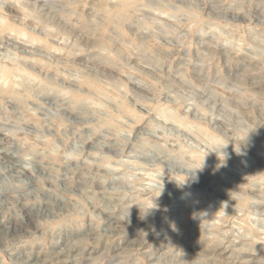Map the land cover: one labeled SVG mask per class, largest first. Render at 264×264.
Listing matches in <instances>:
<instances>
[{"label": "rangeland", "instance_id": "374dc122", "mask_svg": "<svg viewBox=\"0 0 264 264\" xmlns=\"http://www.w3.org/2000/svg\"><path fill=\"white\" fill-rule=\"evenodd\" d=\"M1 150L0 264H264V0H0Z\"/></svg>", "mask_w": 264, "mask_h": 264}, {"label": "bare ground", "instance_id": "6f19581e", "mask_svg": "<svg viewBox=\"0 0 264 264\" xmlns=\"http://www.w3.org/2000/svg\"><path fill=\"white\" fill-rule=\"evenodd\" d=\"M13 93V92H12ZM214 104V103H213ZM223 104V103H222ZM228 120V119H227ZM24 132V131H23ZM2 133V132H1ZM0 154H2L3 155V157L4 158H6L5 160H7L8 162H9V166H6V168L8 167V169L10 170L9 172H12L13 170H15V174H11L10 175V178H16V179H18V181L17 182H26V181H28V185H33V184H31V181H32V179H33V176H34V174H33V172L31 173L30 171H28L29 170V168H28V166H26V167H20L19 165H17V164H14V165H10V164H13V158L12 157H14V153H12V152H9L8 150H6V151H3V150H1L0 151ZM17 155V154H16ZM0 157H2L1 155H0ZM12 158V159H11ZM18 158V157H17ZM11 159V160H10ZM15 159V158H14ZM14 162H15V160H14ZM20 163V162H19ZM33 168V167H32ZM37 170V169H36ZM32 171H34V169L32 170ZM39 172V171H38ZM4 173V172H3ZM37 173V172H36ZM0 174H2V173H0ZM6 175V174H5ZM36 175V174H35ZM2 178V177H1ZM5 180H3V181H1V183L2 184H5L6 183V181H7V178L5 177L4 178ZM1 186V185H0ZM28 187V186H27ZM31 187V186H30ZM76 193V192H75ZM49 196H50V194H48ZM127 197V196H126ZM108 199V198H107ZM8 200V199H7ZM45 200V199H44ZM50 200H52V199H50ZM52 203H54V205L56 206V210H58V211H64V202L62 201V200H59V198H58V200L56 199V200H53L52 201ZM53 205V204H52ZM41 207H42V205H41ZM68 209V208H67ZM42 212H46L47 214H49V213H51V208H48V207H43V210H42ZM39 213V212H38ZM30 213H28V215H29ZM31 214H34V213H31ZM59 214V213H58ZM33 216V215H32ZM36 216H37V214H36ZM72 217V216H71ZM36 218V217H35ZM43 219H44V217H43ZM26 220H28V219H26ZM109 220V219H108ZM28 222V221H27ZM106 222H109V221H106ZM32 223V222H31ZM4 224V223H3ZM106 224V223H105ZM111 226V225H110ZM5 227V226H4ZM34 227V226H33ZM36 228H37V226H36ZM5 229V228H4ZM35 229V228H34ZM32 230V229H31ZM39 232V231H38ZM22 233V232H21ZM29 233V232H28ZM2 234V233H1ZM0 234V235H1ZM65 249H66V247H65ZM67 250V249H66ZM211 252V251H210ZM63 253H66V252H64V251H61L59 254H63ZM37 259V258H36ZM30 260H32V259H30ZM76 260V259H75ZM42 261V260H41ZM64 262V261H63ZM246 262V261H245ZM34 264H47L46 262H40L39 260L37 261V262H35Z\"/></svg>", "mask_w": 264, "mask_h": 264}]
</instances>
